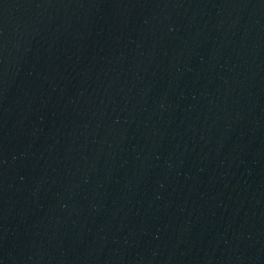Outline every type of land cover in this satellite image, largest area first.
Returning <instances> with one entry per match:
<instances>
[{
  "label": "water",
  "instance_id": "water-1",
  "mask_svg": "<svg viewBox=\"0 0 264 264\" xmlns=\"http://www.w3.org/2000/svg\"><path fill=\"white\" fill-rule=\"evenodd\" d=\"M0 264H264V0H0Z\"/></svg>",
  "mask_w": 264,
  "mask_h": 264
}]
</instances>
